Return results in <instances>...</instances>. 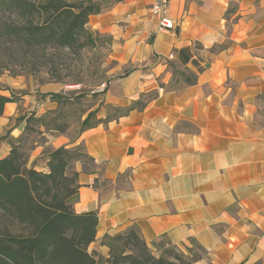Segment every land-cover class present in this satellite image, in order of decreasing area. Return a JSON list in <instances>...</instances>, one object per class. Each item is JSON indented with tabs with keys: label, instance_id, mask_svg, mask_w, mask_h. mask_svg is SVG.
<instances>
[{
	"label": "crops",
	"instance_id": "obj_1",
	"mask_svg": "<svg viewBox=\"0 0 264 264\" xmlns=\"http://www.w3.org/2000/svg\"><path fill=\"white\" fill-rule=\"evenodd\" d=\"M110 2L88 21L115 62L99 121L51 142L87 155L72 166L73 209L98 217L88 251L134 227L149 246L200 247L191 264H264V0H171L163 30L151 0Z\"/></svg>",
	"mask_w": 264,
	"mask_h": 264
},
{
	"label": "trees",
	"instance_id": "obj_2",
	"mask_svg": "<svg viewBox=\"0 0 264 264\" xmlns=\"http://www.w3.org/2000/svg\"><path fill=\"white\" fill-rule=\"evenodd\" d=\"M110 5V0H0V53L13 47L31 53L35 60L41 50L80 52L95 47L97 41L108 42L97 37L88 21ZM50 96L63 101L60 94ZM7 102L15 99L0 94V116ZM93 114L90 111L82 120L83 130L99 121L89 123ZM43 121L33 114L26 118L18 142L11 143L8 154L0 158V264H191L201 257L200 247L188 248L187 254L174 259L163 254L170 250L155 256L153 247L170 244L159 240L149 246L134 227L103 237L107 256L89 252L97 212L73 209L79 185L72 168L81 157L88 160L87 155L80 146H60L46 153L47 171L28 166L24 144L35 132L28 122Z\"/></svg>",
	"mask_w": 264,
	"mask_h": 264
},
{
	"label": "rangeland",
	"instance_id": "obj_3",
	"mask_svg": "<svg viewBox=\"0 0 264 264\" xmlns=\"http://www.w3.org/2000/svg\"><path fill=\"white\" fill-rule=\"evenodd\" d=\"M108 42L97 41L95 47H86L80 52L41 50L36 52L35 60L31 53H24L22 49L2 50L0 92L13 97L16 108L11 114L0 116V156L10 149L11 143L18 142L26 118L31 114L44 119L42 123L28 122L35 132L27 136L24 144L27 165L37 170L47 166L46 153L54 149L51 142L55 138L63 139L66 144L72 143L83 130L82 120L90 111L94 114L89 123L95 121L96 106L104 92L96 90L103 85L105 89L113 76L115 62ZM52 93L60 94L63 101L52 100ZM116 113L117 109L113 108L112 115ZM55 126L62 127V131L52 129ZM81 158L79 161L84 163L83 166L89 167L88 160ZM169 250L170 253L163 252L169 259L188 253V250L172 245H163L158 250L152 248L155 256ZM90 252L95 251L90 248Z\"/></svg>",
	"mask_w": 264,
	"mask_h": 264
},
{
	"label": "built area",
	"instance_id": "obj_4",
	"mask_svg": "<svg viewBox=\"0 0 264 264\" xmlns=\"http://www.w3.org/2000/svg\"><path fill=\"white\" fill-rule=\"evenodd\" d=\"M171 0H151L149 5V12L157 19V28L159 30L171 29L173 27V21L168 17L167 10ZM169 57H172L170 54ZM104 90V85L99 90Z\"/></svg>",
	"mask_w": 264,
	"mask_h": 264
}]
</instances>
